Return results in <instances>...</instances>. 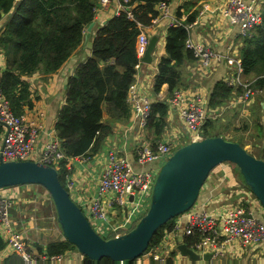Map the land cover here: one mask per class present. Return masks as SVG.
Here are the masks:
<instances>
[{"label":"crops","instance_id":"1","mask_svg":"<svg viewBox=\"0 0 264 264\" xmlns=\"http://www.w3.org/2000/svg\"><path fill=\"white\" fill-rule=\"evenodd\" d=\"M224 1L171 0L167 17H158L157 14L156 17L150 20L149 24H142L148 38L156 36L157 42L152 52L151 62L149 64L141 63L135 69L134 82L132 83L133 92L139 97L147 98L151 105L155 102H161L168 106L165 127L161 135L156 138L154 130L147 124L145 127L139 126L133 108L129 103H127L129 115L126 119L113 121L104 114L103 121L108 122L111 126V132L105 137L98 152L91 157L69 158L65 164L67 173L64 177V182L70 185L68 191L72 200L80 202L84 198L90 199L94 196L104 172L108 154H114L132 163L137 170L140 168L136 166L134 161L137 152L143 147H154L157 143L167 142L176 150L189 143V132L179 119L176 111L169 106L171 93L167 85H162L160 90L155 92L153 89L154 79L158 71L159 62L165 57L167 30L171 25H174V22H177L176 14L179 10L182 12V14L180 13L182 19L193 11L197 12L195 19L191 23L186 24L190 26L187 34L192 40L204 43L211 50L220 53L231 48L234 51V55L239 57L237 49L239 50L241 46L240 30L238 26L229 24L222 17L220 7ZM244 1L250 3L252 0ZM258 1L257 6L261 8L264 0ZM93 2L97 5L95 0ZM6 18L7 16L3 15L0 20V31L6 23ZM111 18L110 9H103L95 14L93 19L94 26L88 39L90 46H87L88 43L84 39L85 44H82L58 71L49 76L35 72L22 78L28 86L31 107L24 106L20 114H25L30 119L40 121V131L34 146L35 151H38L50 138L56 137L54 123L64 103L67 79L73 74L78 64L89 57L91 41L97 29L106 24ZM177 23L180 24L179 22ZM6 61L3 51L0 49V79L1 74L6 69ZM180 71V85L176 90L181 91L190 98L200 97L201 104L206 112V120L203 125L211 134L236 142L248 152H250L248 149H255L262 140L264 141L262 137L264 135V88L261 89L259 95H255L247 103L237 104L236 99L242 92L239 87L229 85L230 71L225 64L220 63L209 70H204L196 60L193 62L185 61ZM220 85H225L231 91L226 99L216 104L211 100V95L213 90ZM40 113L43 114V117L40 116ZM1 140L2 136L0 137V146ZM159 167L158 163L150 162L142 168L146 171L157 173ZM225 179L226 176L220 174L208 181L198 199L196 205L198 209L207 211L227 209L235 201L244 199L246 193H236L227 186L225 189L227 181ZM38 188L43 189L37 185H23L0 190V194H4L8 199L12 200L14 215H11V221L13 230L24 238L28 248L35 253L43 250L50 243L64 241L62 234H60V237H55L52 236L53 234L48 236L43 233V227L39 225H44V223L37 222L33 214V211H36L34 199ZM41 197L43 198V203H49V205H46L47 208L49 207L48 209L51 210L50 207H52L53 220L56 221L55 209L51 200H49L50 198H45L43 193ZM147 207V204H143L140 207L129 206L120 210L106 207L108 224L107 229L101 236L105 238L104 236L109 234L130 230L145 213ZM184 224L185 220L182 218L181 227ZM1 231L0 228V238L2 239L3 233ZM170 232H166L160 243L148 250L149 253L146 252L141 256L140 264H199L200 259L191 261L188 256H182L177 250L178 240L191 249V246L188 247L184 242V237L186 236L183 234V229L180 228L174 233ZM1 253L3 254L0 257L1 260L12 254L6 247ZM153 255H156L158 259H154ZM83 258L76 250H69L64 254V260L67 264H82ZM215 264H264V249L258 247L244 250L241 253L224 254L221 260L216 261Z\"/></svg>","mask_w":264,"mask_h":264},{"label":"trees","instance_id":"2","mask_svg":"<svg viewBox=\"0 0 264 264\" xmlns=\"http://www.w3.org/2000/svg\"><path fill=\"white\" fill-rule=\"evenodd\" d=\"M160 1L130 0L137 4L134 20L121 14L99 27L91 41L89 57L78 64L67 79L64 103L54 123L56 138L64 155L57 168L59 181L64 188L67 159L95 155L111 132V126L103 121V115L113 121L128 117L126 100L138 63L135 43L139 28L136 22L149 24L157 16L154 8ZM261 5V24L241 38L238 50L243 76L252 80L258 89L264 88V1ZM94 6L93 0H0V20L3 15L7 16L0 31V49L7 59L6 69L1 74L0 91L15 114H20L24 106L31 107L28 86L22 78L35 72L49 76L58 71L82 46L86 28L95 16ZM180 13L179 10L176 14L180 25H171L167 30L165 57L159 62L153 84L155 92L162 85H167L172 93L180 85L182 65L185 61H194L191 51L185 48L188 34L184 26L195 19L197 12L189 13L184 19ZM230 91L225 85L217 86L211 100L219 104L229 96ZM167 111L168 106L161 102L151 105L147 125L154 130L156 138L165 127ZM2 132L0 126V137ZM201 135L202 138L217 137L204 125ZM256 158L264 161V142H261ZM173 225L174 219L160 227L146 251L158 245ZM197 240L198 236L184 237L188 247ZM4 247L5 243L0 238V254ZM69 250H75V247L64 240L50 243L38 253L52 257ZM0 264L25 262L12 253L0 260ZM82 264L112 262L106 258L92 261L84 257Z\"/></svg>","mask_w":264,"mask_h":264},{"label":"built area","instance_id":"3","mask_svg":"<svg viewBox=\"0 0 264 264\" xmlns=\"http://www.w3.org/2000/svg\"><path fill=\"white\" fill-rule=\"evenodd\" d=\"M95 1L97 2V5L94 6L95 14L100 10L110 9L112 18L125 14L128 19L134 20V9L137 4L131 3L130 0ZM170 1L161 0L155 5L158 17H167ZM258 2V0H252L250 3H246L244 0H225L220 7L222 17L229 24L238 26L241 38L261 24V8H258ZM136 24L139 33L135 43L138 59L135 69L141 65L149 41L144 26L138 22ZM174 25L180 24L174 22ZM184 28L188 31L190 26L185 25ZM185 48L191 51L193 59L204 70H209L220 63L229 68V85L239 87L242 92L236 99L237 104H245L255 95L261 93V89L254 88L251 86L252 83L243 80V68L240 59L234 55L231 48L222 53L216 52L204 43L192 40L189 35L185 40ZM126 101L133 108L139 126L145 127L150 116L151 103L147 98L137 96L133 92V85L129 88ZM169 106L176 111L189 132V142L203 139L201 128L206 120V112L199 96L190 98L175 89L171 93ZM40 116L43 117V114L40 113ZM0 122L4 124L0 146V159L2 161H34L57 170L64 157L58 139L56 137L50 138L38 151H35L34 146L40 131V121L30 119L25 114H15L1 91ZM174 151L172 145L167 142L157 143L154 147H143L137 152L134 161L136 166L140 168L137 170L132 163L114 154H108L104 172L94 196L90 199L84 198L80 202L73 201L84 215L86 212L85 216L92 228L99 235H102L108 224L106 207L120 210L129 206L140 207L143 204L149 206L157 173L146 171L142 167L150 162L162 165ZM69 187L70 185L65 184L67 191ZM196 205L174 219L170 233L182 228L185 236H198V240L191 246V249L199 256V264H215L216 261L221 260L224 254L241 253L244 250L258 247L264 249V221L255 216L257 213L263 218L264 210L256 199L245 197L235 201L230 208L213 209L212 211L198 209ZM10 208H12V200L8 199L6 195L0 194V228L3 233L2 240L7 250L19 255L25 264H67L64 260V254L67 251L63 254L47 257L43 252L35 253L29 249L24 238L13 230ZM182 218L185 220L183 227H181ZM206 253H211L208 261L202 259ZM1 256L3 254H0ZM153 258L158 259L156 255H153ZM140 263L141 256L126 264ZM112 264H124V262H112Z\"/></svg>","mask_w":264,"mask_h":264},{"label":"water","instance_id":"4","mask_svg":"<svg viewBox=\"0 0 264 264\" xmlns=\"http://www.w3.org/2000/svg\"><path fill=\"white\" fill-rule=\"evenodd\" d=\"M93 22L86 28L88 41ZM157 37L149 39L142 63L149 64ZM0 126L4 124L0 122ZM223 163L238 169L244 186L264 210V161L249 154L239 144L220 136L189 142L178 149L160 166L155 177L150 202L145 213L126 233L103 238L91 226L69 192L61 185L57 170L34 161L4 162L0 159V189L37 185L48 194L56 213V221L65 241L78 254L92 261L103 258L111 262H130L142 256L160 227L198 203L201 190L210 173ZM131 200V198H130ZM14 215L12 208L9 209ZM262 219V217H261ZM177 250L191 261L199 256L180 240ZM211 253L203 255L208 261Z\"/></svg>","mask_w":264,"mask_h":264},{"label":"rangeland","instance_id":"5","mask_svg":"<svg viewBox=\"0 0 264 264\" xmlns=\"http://www.w3.org/2000/svg\"><path fill=\"white\" fill-rule=\"evenodd\" d=\"M83 44H85L83 42ZM241 45V43H240ZM84 46V45H83ZM234 52V51H233ZM237 53H238V49H237ZM243 80L245 82H250L252 83V87H254L253 85V81H249L247 79H245V77L243 76ZM255 88V87H254ZM2 131H4V129H2ZM264 138V135L262 136ZM224 139V138H223ZM59 141V140H58ZM228 141V140H226ZM229 142H232V141H229ZM262 142H264L262 140ZM236 143V142H234ZM60 144V143H59ZM238 144V143H237ZM240 145V144H239ZM241 146V145H240ZM260 146H261V143L255 148V149H248L250 152H248L249 154H251L252 156L256 157L259 153V150H260ZM243 148V146H241ZM159 166H161L159 164ZM160 168V167H159ZM159 170V169H158ZM222 170V171H221ZM220 174H224L226 176V185H225V189H226V186L227 187H230V189H232L234 192L238 193V192H243V193H246V198H252V199H255L252 194L249 192V190L244 186L243 182H242V178L241 176L239 175V172H238V169L233 166L232 164L230 163H223L221 164L220 166L216 167L209 175L208 179L206 180L202 190L205 188V186L207 185L208 181L212 180V177H216L217 175L219 176ZM35 188V187H33ZM25 190V189H23ZM44 189H37V195L35 197V203L34 206L36 208V211L34 212L33 211V214L35 215L36 217V220L37 222H43L44 225H39L41 227H43V233L47 234L48 236L50 234H53L52 236H55V237H60V234H61V231H60V228L58 226V224L56 223L57 221H54L53 220V217H54V213H53V210H52V207L51 210L48 209L46 207V205H49V203H43L42 201V197H41V194L43 193L45 195V198H49L48 194L46 193V191H43ZM201 190V192H202ZM47 194V195H46ZM201 195V194H200ZM47 196V197H46ZM200 197V196H199ZM244 197V198H245ZM50 200V199H49ZM51 205V204H50ZM37 214V215H36ZM85 215H86V212H85ZM255 216L259 218V215L257 213H255ZM52 217V219H51ZM261 219V217L259 218ZM262 220L264 221V217L262 218ZM138 221V220H137ZM136 221V222H137ZM136 224V223H135ZM134 224V225H135ZM133 225V226H134ZM132 226V227H133ZM131 227V228H132ZM130 228V229H131ZM127 232V231H126ZM126 232H117L116 234L117 235H121L123 233H126ZM116 234H109L107 236H104L106 239H110V238H113L115 236H117ZM63 237V236H62ZM76 250V249H75ZM77 252V250H76ZM78 253V252H77ZM80 255V254H79Z\"/></svg>","mask_w":264,"mask_h":264}]
</instances>
